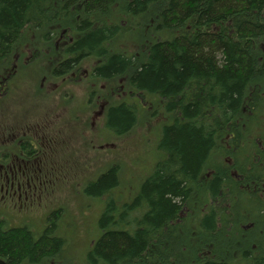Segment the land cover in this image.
Returning a JSON list of instances; mask_svg holds the SVG:
<instances>
[{
  "label": "trees",
  "instance_id": "trees-1",
  "mask_svg": "<svg viewBox=\"0 0 264 264\" xmlns=\"http://www.w3.org/2000/svg\"><path fill=\"white\" fill-rule=\"evenodd\" d=\"M53 44L57 82L82 64L111 91L124 78L122 90L149 95L168 122L154 124L158 153L131 202L113 196L115 165L90 182L104 206L98 237L78 258L61 231L77 217L59 223L57 212L40 235L24 220L0 221V258L62 264L70 252L65 264H264V0H0L3 87L25 49ZM136 105L107 103L106 127L135 129Z\"/></svg>",
  "mask_w": 264,
  "mask_h": 264
},
{
  "label": "rangeland",
  "instance_id": "rangeland-1",
  "mask_svg": "<svg viewBox=\"0 0 264 264\" xmlns=\"http://www.w3.org/2000/svg\"><path fill=\"white\" fill-rule=\"evenodd\" d=\"M135 41L137 43V38ZM33 44L35 43L32 42ZM54 45H48L51 48H42V51H40V48L39 50H35L34 48L37 47L35 45L32 46L35 55H33L34 52L32 53V48L29 46L30 52L27 48L18 57L21 60L17 64L18 67L15 68L14 75L8 83V96L14 99L18 98L17 100L13 99L9 105L10 112L12 110H27L26 112H31L32 104L34 106L41 103L43 104L42 106H47L44 121L49 120L50 111L48 110H51L50 102L54 105L60 100V97L67 98L65 94L72 93L71 90L64 91L60 89L59 85L62 81L57 82L59 75L52 73L54 71V67L52 68V66H55L58 62L56 59L58 53H55L56 48L53 47ZM119 45L123 51L127 50L130 52L131 47H127L130 46L129 44ZM115 47L117 46L115 45ZM88 60L93 61L92 59ZM61 69L56 68L55 70L58 72ZM73 73L75 74V72ZM74 74H71L73 75L72 77H66L65 79L71 82H74V80L79 81L78 79L81 78L82 73H79V78L77 73ZM123 79H119L116 82L113 81L110 84L115 91L113 97H110L108 87L102 88L103 84L95 80L80 82L79 86H76V92L82 95L86 89L91 87L97 94L100 93V99L104 100L106 105L109 102H113V99L126 95L125 92L120 90V87H123L121 85L123 84ZM53 81L55 83H52ZM66 82L64 81L62 84L63 87L68 88L72 85ZM35 84L39 85V91L34 89ZM58 88L60 90L54 92V89ZM3 91L7 92V88ZM94 96L95 93L92 95L91 103L88 105L89 108H84L85 112L88 111L84 117L87 121L90 114L101 113L100 118L102 122L106 115L103 108L93 105ZM133 97L140 101L136 105L137 110L142 112L140 124L124 135L113 132L105 124L100 128V124L94 118L89 120L87 124H84V122L83 125L77 123L78 126L76 125L73 130H68L67 126L71 128L75 124V118L72 117L70 123L64 122V127L59 126L58 128V132L60 133L58 144L60 148L65 150L64 144L68 142L67 147L69 150L75 147L76 153L71 150L69 152L71 154L70 160L61 158V156L60 160H58L59 166L53 165V168L50 167V172L47 170L48 174L43 176L41 190L38 192L35 200L36 204H39L38 209L31 211V216L27 218L26 222L29 223L30 228L36 235H40L44 226H47L49 223H53V226H55V222L59 220L50 216L52 212L59 213V216L62 215L59 223L69 222L72 220L71 218L77 217L74 221L72 220V226L71 222H69L66 229L61 230L59 228L62 232L64 231L63 235L67 243L72 245L75 258H78L79 254L89 249L98 237L97 219L103 209L105 196L100 197L97 194L90 193L88 191L90 182L94 181L101 173L107 171L110 166H117L116 173L121 183L113 188V196L117 200V204L129 203L132 201L133 196L138 193L140 177L142 174L144 175V171H146L145 174L148 173L147 171L150 169L152 160L158 153L154 150L155 137L153 135L157 126L161 127L163 123L168 122L167 113L161 105L156 106L155 102H151L149 95L142 96L141 93H137V96H132L131 94L126 99H132ZM5 99L3 98L2 100ZM89 100V97H85V103L88 104ZM27 103L30 105H27ZM59 105L62 106L61 101L57 103V107H60ZM66 105V107L69 106L68 104ZM147 108H149L150 112H155V114L146 115L144 109ZM73 110L74 116L80 115L75 109ZM66 112L67 110L62 107L61 117H65ZM81 112L83 113V111ZM154 124L156 126L153 133ZM17 203L19 204V201ZM13 218L11 216L10 221L16 223L17 220ZM57 232L58 234L61 233L60 231ZM69 258L70 252L67 254L63 253L62 264L68 262Z\"/></svg>",
  "mask_w": 264,
  "mask_h": 264
},
{
  "label": "flooded vegetation",
  "instance_id": "flooded-vegetation-1",
  "mask_svg": "<svg viewBox=\"0 0 264 264\" xmlns=\"http://www.w3.org/2000/svg\"><path fill=\"white\" fill-rule=\"evenodd\" d=\"M90 69L84 67L82 64L77 67H73L72 65L65 70V76L63 75L60 77L61 81L65 80L66 82L67 80L65 78L72 77L73 75L71 74H74L73 72H75V74L77 73L78 78L80 75L79 73H82V76L78 79L79 81H67V84H72L70 87L60 88L64 91L71 90L72 93H66L65 96L67 98L60 97V100H58V102H62V106L59 105L60 107H57L58 102L54 105L50 102L51 110H48L50 111V119L45 121L44 115L47 112L46 105L36 107L37 109L35 110H33L34 106H32V110L30 109L31 112H26L27 110H12L10 112L9 105L14 98L8 96V85L3 87V82L0 81V221L14 224L15 222H11L10 219H8V217L11 216H17V218H15L17 222L21 220L26 221L27 218L31 216V211L38 209L37 207L39 204H36L35 200L38 192L41 190L43 176L50 172L53 165L56 167L59 166L58 160H60V157L64 153L69 154L71 150L75 151V147L69 150L67 147L68 142L64 144L65 150L60 148L58 144L60 135L58 132L59 126L64 127V122L70 123L72 117L75 118V124H73L71 128L67 126L66 128L68 130H73L77 123L83 125L84 122V124H87V122L93 118L100 124V128L105 124V118L101 122V113L90 114L87 121L84 117L88 112H85L84 108H89L88 105L91 103L90 101L94 93L93 105L100 106L104 109L105 102L100 99V93L97 94L91 87L85 90L82 95L76 92V86H79L80 82L92 80L91 70H93V68ZM83 76L85 77L82 78ZM121 85L123 86V84ZM103 87H108V85L104 83L102 85V88ZM6 88L7 92H2V90ZM60 89H54V92ZM122 89L123 87H120V90L125 92ZM127 91L125 92L126 95L124 98L130 97L132 94L131 91ZM114 92V90H110L111 97L114 96ZM132 96H137V93L132 94ZM85 97L90 98L88 104L85 103ZM3 98L6 99L2 100ZM132 99L136 100V103L138 102L136 98L133 97ZM66 104L69 106L66 107ZM62 107L67 110L65 117H61ZM73 109L80 115L74 116ZM81 111H83V113ZM51 117H55V119L53 120ZM52 121H54V123H52ZM17 201H19V204Z\"/></svg>",
  "mask_w": 264,
  "mask_h": 264
},
{
  "label": "water",
  "instance_id": "water-1",
  "mask_svg": "<svg viewBox=\"0 0 264 264\" xmlns=\"http://www.w3.org/2000/svg\"><path fill=\"white\" fill-rule=\"evenodd\" d=\"M0 264H7L3 259L0 258Z\"/></svg>",
  "mask_w": 264,
  "mask_h": 264
}]
</instances>
